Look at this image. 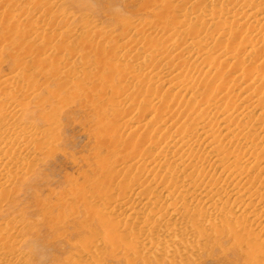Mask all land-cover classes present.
I'll list each match as a JSON object with an SVG mask.
<instances>
[{"label": "bare ground", "instance_id": "obj_1", "mask_svg": "<svg viewBox=\"0 0 264 264\" xmlns=\"http://www.w3.org/2000/svg\"><path fill=\"white\" fill-rule=\"evenodd\" d=\"M170 1L143 0L142 2L143 11L148 10L153 20V23H150L153 26H148L154 31L160 29L159 37L158 32H156L157 34L154 33L156 36L153 34L154 37L151 35L153 38L156 37L155 41L146 39L145 42L142 39L139 42L142 37L139 35L145 36L144 33L149 30L147 25L146 28L148 29L143 25L139 27L138 24L137 26L130 25L128 27L139 34L138 37L140 38L137 44L145 49L143 51L145 57H143L144 53L142 52L140 61L141 59L145 61L148 58L147 61H150L151 64L165 62L168 66H172L173 70L167 74L162 73V70H157V72L151 70L147 75L149 79L146 76L144 77L148 81L142 82L140 76L136 75V70L133 72L135 66L129 68V64H126L130 69H128L127 74L123 73L125 70L120 68L122 76L125 74L124 77L126 78H128L127 76L134 78V81L140 83V86L142 83L150 85L146 84L147 86H144L145 84H142L147 87L146 91L148 92L142 93H145L149 100H146V95H142L145 98L139 97L140 94H134L135 92L128 95L125 94L126 92L123 94L116 93L118 90L112 92V94H115L112 96L113 99H110V101L112 100L109 103L110 105L118 108L128 104L130 107L129 109L126 106L129 111L127 113L123 112L125 113L122 116L123 118L129 120L128 117L134 113L136 106L137 111H140L137 114L139 118L137 117V120L132 121L135 126L133 125L130 129L122 125V128L117 129L118 127H114L116 128L114 129L109 124L104 125L103 118H101L103 120H100L103 121L100 125L106 126L108 133L111 134L109 136L105 132L106 137H110L112 141L109 142L111 147L120 152L119 157L113 163L100 162V177L103 181L100 180L99 184L92 185H95V188L103 189V192L99 195L95 192L96 194L94 193L90 197L105 202L104 209H93L82 191L73 193V189V192L70 191L73 194L69 198H71L70 209L74 214L78 213L77 206L82 204L81 206L85 208V223L90 222L88 217H93L96 220L95 224L105 234V244H99L103 240L101 238L97 240L98 237L94 238L95 234L89 224H85L83 229L86 230L85 234H88L89 237H82L81 241L79 240L80 242L77 241L78 243L74 244L76 251L67 258L69 264H152L153 260H156V262L162 261L161 258H156L158 255L173 257L174 253L181 252L182 249L177 251L180 245L186 246L192 253H198L204 243L200 239L197 243L192 241L195 231H198L199 238L210 235L215 239L219 237L230 239L244 264H264V0H230L231 3H234V1L242 3L241 10H238V3L236 6H226L227 8L217 7L216 9L212 7L211 10L204 12L205 14L199 13L201 9L197 6L199 0H194L191 1L190 5H192L191 8H193L196 15L188 14L187 10L183 13L173 10L175 8H172ZM46 13L49 14L50 11L49 13L46 11ZM210 27H213V31L210 32V35H206V31ZM88 32V35L92 33ZM32 34H38V30L35 29ZM58 34L56 33V35ZM50 36L48 34L49 38ZM151 36L149 34L147 37ZM49 38H47L46 43L52 40H49ZM87 38L85 39L86 42ZM67 39L69 40V38ZM88 39L89 44H91L93 38ZM30 40L32 41L31 38ZM61 41L59 47H57H61L58 49L60 51L56 48L57 54L63 50V42L61 43ZM132 41L134 42V40H131V44L123 43L119 46L122 50H130ZM84 42L83 39L82 44ZM92 43L95 46L94 40ZM99 44H101V41ZM49 45L50 43L47 46L49 47ZM83 46L81 47L88 53L89 51L85 48L87 46ZM31 47L30 51L33 50ZM102 47L104 49V46ZM92 48L94 50V47ZM41 49H36L39 50V55L41 52L43 53V50L40 51ZM48 49H45L46 54ZM101 49H99L101 55L96 53L99 57H97L99 68H97L100 71L114 72L113 65L115 66V64L105 62L104 55L102 56L103 50L101 51ZM29 50H25L27 55L28 52L30 53ZM68 50L71 52V48H68ZM170 50V55H168L167 52ZM25 52L23 53L25 54ZM94 52H97V50ZM131 52H134V50ZM139 52L134 53L138 55ZM134 53H132V56L130 54L126 57H130L131 60L128 59L135 62L134 64L140 63L138 56L133 55ZM34 54V52L33 54L30 53V56ZM112 54H108L109 57L113 58L118 55ZM56 55H54V59H56ZM37 56L38 54L36 58ZM45 56L43 55V57ZM71 57L74 58V56ZM41 58H37V60L40 61ZM56 62L53 63L56 64ZM22 64L19 66H22ZM48 64L47 66H49ZM59 64L60 66L63 65L62 63ZM68 64L70 66V63ZM228 65L233 71H230L232 76L227 77L229 81L225 77L227 70L223 71L227 69ZM47 66H45V69ZM117 66H120V64ZM58 67L56 66L57 69ZM158 68H161L159 64ZM98 69L97 73L100 75L101 72H98ZM147 69L149 70V67L144 69L145 74L148 72ZM54 70L59 71V74L61 73L60 70L55 68ZM121 70L119 73H121ZM40 71L39 74L41 75ZM55 74L58 75V73ZM63 74H66V72ZM109 74H106V76H109ZM12 75L14 76V74ZM57 75H54V77H57ZM1 76L0 211L1 206L4 205L2 203L9 200L8 197L11 191L4 192V186L9 182L14 183L12 193L19 195V192H21L20 187L25 185L29 177L34 174L29 167V162L42 149L46 152L48 158L53 154V150H49V146L44 140L30 137V130L24 128V125V127H21V121L29 111L28 106L26 107L25 103L23 104L27 95L22 94L24 98L21 100V108L13 107L15 104L21 103L17 101V97L21 93L22 87L21 89L17 87L16 90H10L16 78ZM64 77L67 76H63L61 80ZM25 78L23 76V79ZM155 82L165 85L168 94L172 93L169 100H164L163 97L156 94L155 88H151V83L156 85ZM21 83L26 85L23 81ZM143 86L139 89H142ZM34 88L37 87L34 86ZM32 93L34 94V92ZM56 98L58 96L53 94V99L57 100ZM140 98L143 100L141 101ZM7 100L9 103L5 104ZM241 103L244 105L239 108ZM146 107L147 110H145ZM116 111L118 110L115 109L114 113L119 115L120 111L118 114ZM143 119H146L145 124H141ZM106 140L108 139L106 138ZM116 151L113 150V152ZM13 169H17V171ZM19 172L24 175H20ZM84 185L87 184L84 182ZM109 185H114V188L118 189L116 196L113 195V190L107 188ZM3 188L4 190H2ZM63 196L60 197L62 202L64 201ZM61 205L63 207L65 204L57 206ZM38 206L40 210L43 209L42 225L54 232L55 226L61 222V216H64L63 212L61 213L59 210V215L54 216V207H51V209L49 208L50 205L40 203ZM120 214L122 219L117 218ZM2 224L3 227L4 223ZM8 224L9 222L6 223L7 226H9ZM5 231L4 233H6ZM10 234L13 236L12 233ZM6 235L0 231V264H30L25 263L23 260L26 256L22 257L23 259L16 256L14 250L17 243L16 238L15 243L13 237L11 241L10 237ZM53 238L56 240L63 237L57 235ZM38 241L32 247L35 250V263L41 264L47 253L45 251L46 247L39 244ZM94 245L101 246V248L103 245V248H105L104 250L102 248L103 253L100 247L95 252ZM80 258L85 260L81 261Z\"/></svg>", "mask_w": 264, "mask_h": 264}, {"label": "rangeland", "instance_id": "obj_2", "mask_svg": "<svg viewBox=\"0 0 264 264\" xmlns=\"http://www.w3.org/2000/svg\"><path fill=\"white\" fill-rule=\"evenodd\" d=\"M191 1L194 0H171L170 4L172 8H175L173 10L180 11L181 13L187 10L188 14L191 13L192 15H196L193 8H191ZM142 2L143 0H0V76L2 75L3 77L7 78L11 76L16 78L10 90H16L17 87L18 89H21L22 87L21 93L18 94L19 96L17 97V101L21 102V100L24 98L22 96L23 93H25L24 95H27V98L25 99L27 102L24 100L23 104L25 103L24 105H26V107L28 106L29 111L27 112V115L25 114V116L23 117L21 121V127L25 126L24 128L30 130L31 132L30 137H35L37 140H44L48 144L49 150H53V154L48 158L46 156V152H44V150L42 149L41 152L36 154V156L29 162V167L32 169L34 174L29 177V180L25 185L20 187L21 192H19V195L12 193V186L14 184L12 182H9L6 186H4L5 190L4 188L2 189L4 190V192H9L10 190L11 191L8 197L9 200L2 203L4 204L3 207L1 206L0 231L5 235L7 233L6 236L10 237L9 239L13 237L12 239L15 243L16 238V244H18H15L16 248L14 249L16 252V256L18 258L20 257V259L26 256L24 259L22 258L25 263L36 264L34 261L35 250H33L32 245L34 243H37L38 239H40L38 243L43 244L46 247L45 251L47 253H45L46 258L41 264H69L67 263V258L72 256L76 251V246L74 244L77 241L80 242V239L82 237H89L88 234H85L86 230L83 229L85 227V224H89L90 228L95 234L94 238L98 237L97 240H100V238L101 240H103L102 242H99V244H105V234L95 224L96 220L93 217H88L90 222H84L86 211L85 208L81 206L82 204L76 207L78 213L74 214L70 209L71 198L69 197H71L73 193H80L82 191V194L86 198L87 202L91 204L93 209H104L105 202H103L102 200L98 201L97 198L90 197L95 192H97V195L103 192V189H100L98 187L95 188V185L99 184V181L101 180L99 164L100 162L104 161L108 164L113 163L117 159V157H119L120 153L115 150L116 148L113 149L111 147L109 142L112 141L110 140V137H106L105 132L108 133V130L105 128L106 126L104 127V125L109 124L113 126V128L118 127L117 129L122 128V125L123 127H127V129H130V127L132 128L133 125L135 126V124H132V121L139 118L137 115L139 114V110L137 111V106L133 111L134 113H132V115L128 117L131 120H126V118H123L122 116L129 111L130 107L128 104L118 108L110 105L109 103H111L112 101H110V99H113L112 96H114L113 94H115H112V92L118 90L116 93L123 94L126 92L125 94L127 95L135 92L134 94H140L138 95L139 97L142 95L145 96V93L148 92L146 91L147 87L144 86H147L148 83L142 82H145V80L148 81L147 79H149V76L147 77V75H149L151 70L156 72L157 70H162L161 72L166 74L172 72L173 70L172 66H168L165 62H152L154 64L153 65L150 63V61H147L148 58L145 61H143L142 59L140 61V57L143 53V57H145V52H143L145 49L144 47H140L137 44L138 39L142 36L139 39V42L142 39L144 41L146 39L155 41L156 37H153L156 36V32L159 33L158 37L160 36V29H158V31H154V29L152 30L149 27L153 26V24H150L153 20L148 10L143 11ZM198 2L199 3H197V6L201 8L199 12L200 14H205L208 10H211L212 7L216 9L217 7L225 8L226 6L231 7V5L236 6V4L238 5V3L240 5L237 6L238 10H241L242 5V3H240L239 1H234V3H231L230 0H199ZM229 2L230 5L228 4ZM155 8L157 9V7ZM46 11L48 13L50 11L51 15L50 13L47 14ZM58 14L60 15V19ZM45 15H48L49 17H46ZM54 17L56 18L54 19ZM148 22L149 24H147ZM137 24L139 27L143 25V27L145 28L149 25V30L144 33L145 36H149V34L150 36H153L154 33L156 34H154L153 37L146 36V38H144V35H139L132 28H128L130 25L137 26ZM34 28L38 30V34H32V32L35 30ZM97 31L98 33H96ZM212 31L213 27H210V29L208 28L206 31V35H210V32L212 33ZM87 32H92L93 34L95 33V38L92 33H90L92 35H88ZM56 33L59 34L56 35ZM48 34L49 36L52 34L50 38L48 37ZM138 35L140 37H138ZM63 36H65L66 38ZM86 37H91V39L93 38L91 41L92 46L91 44H89L90 41L88 38L86 42ZM30 38L32 39V41L30 40ZM47 38H49V40L52 39L54 42L51 40L53 43L51 41L46 43V40L48 41ZM56 38L58 41H55ZM67 38H69V40ZM39 39L42 40L40 41ZM83 39L85 42L82 44ZM95 39H97L99 42L101 41L102 45L99 44V42ZM93 40L95 46H93ZM131 40H134V42L132 41L133 43L130 50H134V52L136 53L141 50L139 52L140 54L138 53L137 55L130 50H122L121 46H119V44L121 45L123 43L131 44ZM60 41L64 44H62L63 50L62 52L57 54L58 51H60L58 49L61 48H57L59 47ZM31 42H33L34 45L31 44ZM48 43L52 45H49L48 47ZM39 44L45 45L42 46ZM83 45L87 46L88 48L91 47L90 49L85 47L86 50L89 51L88 53L84 50V48L81 47ZM102 46H104V49ZM30 47L31 49L33 48L34 51L31 50V52L29 50ZM92 47H94V50ZM98 47H100L99 49L102 48L101 51L103 50L102 56L104 55L103 57L105 58V62L108 64H115V66L113 65L114 72L111 71L112 73H110L108 70L100 71L98 69L99 60L97 61V59L99 57L96 55V53L100 54L99 49H97ZM112 47L115 48L113 49ZM38 48H42L40 51L43 50V53L41 52L40 55L39 50H36ZM56 48L58 51H56ZM68 48H71V52H69ZM24 49H27V51L29 50L32 54L33 52L36 55L38 54L37 58L39 59L43 57V55L47 56H45L46 58L43 57L40 61H38L39 59L37 60L35 54L33 56H30V53L28 52L27 55ZM45 49L49 50V52L47 50V54ZM95 49L97 50V52H94L96 51ZM123 51H125L124 54ZM23 52H25V54ZM72 52L76 55H74ZM170 52L171 50L168 51L167 54L170 55ZM132 53H134L133 55L136 54L138 56L140 63L136 62L137 64H134L135 62L130 61V57H128L130 60L126 57V55L130 56V54L132 56ZM108 54H118L117 56L119 57L114 56L113 58H111ZM54 55H56L55 57L58 60L53 58ZM71 56H74V58ZM26 57H29L31 59H28ZM34 58L35 60H33ZM45 59H47L48 62L47 60L45 61ZM72 60L76 62L73 61V64ZM35 61H37L38 63ZM54 61H58L64 66L62 64L61 65L63 67L60 66V64L57 62L55 64L53 63ZM22 62H24V66ZM33 62L37 63L36 65L39 66L37 67ZM51 62L53 65L51 64ZM131 62H133V65L131 64ZM64 63L66 64V66ZM67 63H70V66L69 64L67 65ZM20 64H22V66H19ZM47 64L49 66H47ZM118 64H120V66H123H117ZM126 64H129V68H131L130 66H132V68L133 66H135L133 72L136 70V75L140 76L141 80H143L141 83L143 85L145 84L144 86L141 84V86H143L142 89H139L141 87L140 83H136V81H134V78H129V76H127L128 78H126L124 77L125 74L122 76V70H125L123 71V73L126 74L130 70ZM147 64L149 70L147 69L148 72L145 74L146 71L144 69L148 68ZM158 64L161 68H158ZM45 66H47L46 69ZM56 66H59L58 69L56 68ZM54 68L56 70H60L61 73L59 74V71H55ZM14 69L16 70V72ZM44 69L45 71L43 72ZM97 69L98 72H101L99 73L100 75H98ZM119 69L121 70V73H119ZM26 71H29L28 74H30L28 75ZM39 71L42 74H48V77L44 74L40 75ZM62 71H64L63 73L66 72V74H63ZM223 71H226V78H230V76H232L233 71L231 70L229 65L227 66V69ZM11 72H13L12 74H14V76L11 74ZM55 73H58V75ZM4 74H6L7 76H5ZM38 74L40 77L38 76ZM62 74L63 76H67L69 79L67 77H64V79L61 80L63 78ZM106 74H109V76H106ZM54 75H57V77L55 76V78ZM23 76L26 77V80L23 79ZM44 76L46 77V79ZM145 76L147 79L144 78ZM229 78H227V81H229ZM22 81L26 83V85L21 83ZM132 81L134 82L131 83ZM16 82L18 83V86L15 84ZM151 85V88H155L154 91L156 92V94L160 97H163L164 100L167 101L171 98L172 93L168 94L166 92L167 87H165V85H160L158 83H156V85L154 83H151ZM34 86L37 88L35 89ZM111 86H113L111 88L112 90L110 89ZM28 90L29 92H27ZM32 92H34V94ZM53 94L58 96V98H56L57 100L53 99ZM144 96L142 97H147V95L145 97ZM140 99L141 101L143 100L142 98ZM146 100H149V97H147ZM8 103V100L5 101V104ZM21 104L22 102L19 104L17 103L13 107L16 106V108H21ZM243 105V103H241V105L239 104V108ZM126 106L129 109H127ZM115 109L118 110L116 111L117 114L120 111L119 115H116L114 113ZM145 110H147V107ZM101 118H103L105 122L103 126L100 125L101 122H103L100 121L103 120ZM145 120L146 119H143V121L141 120L142 122L140 120L139 121L141 122V124H145ZM125 123L128 124L126 125ZM109 133L108 135L110 136L111 134ZM106 138L109 140H106L108 142L107 144L105 143ZM113 150L116 152H113ZM109 153H112L111 156H109ZM15 171H17V169ZM20 173L21 172H19V174ZM95 179L98 181H96ZM86 180L88 181L86 182ZM84 182L87 185H84ZM101 183L103 184L104 182ZM93 184L95 185L92 186ZM107 188L113 190L114 196L118 194V189L114 188V185H109L107 186ZM70 191H72L73 193ZM61 196H63V202L61 201L62 199L60 200ZM39 203L46 204L48 206L50 205L49 208L54 207V216L59 215V210L61 211V213L63 212L64 216H61V222H59L58 225L55 226L54 232H51L49 229L42 225L43 209L40 210V207L38 206ZM59 204L65 205L63 207L62 205L57 206ZM117 218L122 219V215H118ZM7 222H9V226L6 225ZM2 223H4L3 227ZM17 227L19 228L16 229ZM4 231L6 233H4ZM10 233H12L13 236H11ZM57 235L58 237L63 238H57L55 240L53 237H57ZM198 236V231H195L192 237V241H194V243H197L199 239L204 243V246L198 250V253H192L186 246L180 245L178 246L177 251H179L180 249L182 250H180L181 252L179 253H174L172 255L173 257L175 256L174 258L171 256L161 257L160 255H158L156 256V258H161L162 261L156 262V260H153L152 264H244L243 259H241V257L233 247L232 241L230 239H227V237H219L215 239L214 237H210V235H208L209 237L207 236L202 238H199ZM98 245H94V251L97 252L99 250L98 247H100L101 252L103 253V250L105 248H103L102 245V250L101 246ZM20 253H22V255L19 256ZM80 259L81 261L85 260L83 258Z\"/></svg>", "mask_w": 264, "mask_h": 264}]
</instances>
